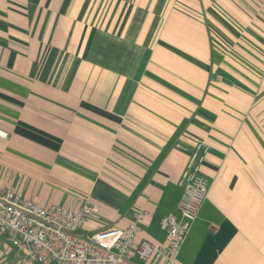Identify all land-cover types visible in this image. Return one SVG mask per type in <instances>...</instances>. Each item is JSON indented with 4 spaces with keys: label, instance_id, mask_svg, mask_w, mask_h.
Segmentation results:
<instances>
[{
    "label": "crops",
    "instance_id": "0c3cea01",
    "mask_svg": "<svg viewBox=\"0 0 264 264\" xmlns=\"http://www.w3.org/2000/svg\"><path fill=\"white\" fill-rule=\"evenodd\" d=\"M0 129V187L160 244L206 141L178 262L264 264V0H0Z\"/></svg>",
    "mask_w": 264,
    "mask_h": 264
},
{
    "label": "built area",
    "instance_id": "2783aa9c",
    "mask_svg": "<svg viewBox=\"0 0 264 264\" xmlns=\"http://www.w3.org/2000/svg\"><path fill=\"white\" fill-rule=\"evenodd\" d=\"M0 137L7 138L8 132L0 129ZM209 150L206 141H195L179 181L183 188L179 215L168 213L161 219L168 235L165 244L142 237L139 222L147 213L142 208H137L135 220L127 226H110L91 234L86 223L99 218L91 197L80 198L76 207H45L3 187L0 235L21 248V264H179L182 246L209 193V180L201 173Z\"/></svg>",
    "mask_w": 264,
    "mask_h": 264
},
{
    "label": "rangeland",
    "instance_id": "374dc122",
    "mask_svg": "<svg viewBox=\"0 0 264 264\" xmlns=\"http://www.w3.org/2000/svg\"><path fill=\"white\" fill-rule=\"evenodd\" d=\"M1 241H0V249H1ZM2 251V250H0ZM7 256L10 264H21V259L19 256H15V253L11 254L4 253V251L0 252V264H7L5 261V257Z\"/></svg>",
    "mask_w": 264,
    "mask_h": 264
}]
</instances>
